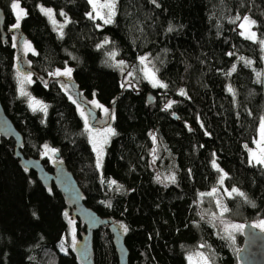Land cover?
<instances>
[{
  "label": "trees",
  "instance_id": "obj_1",
  "mask_svg": "<svg viewBox=\"0 0 264 264\" xmlns=\"http://www.w3.org/2000/svg\"><path fill=\"white\" fill-rule=\"evenodd\" d=\"M14 1L0 0L8 34L3 41L0 33V100L22 136V155L72 173L84 204L119 228L128 264H189L199 253L210 264H238L239 251L214 224L218 217L204 195L236 188L247 199L227 194L225 218L264 220V165L251 162L247 150L264 117V0H119L111 24L89 17V0H19L27 15L18 29ZM40 3L68 17L62 29ZM247 14L257 22L256 41L240 34ZM28 41L35 50L25 53ZM143 56L166 88L145 78L138 68ZM113 59L135 66L134 78L123 80ZM67 64L75 94L65 91L63 75H52ZM26 73L28 92L47 105L46 113L33 111L21 95L19 75ZM91 99L113 112L116 134L102 168L78 110L94 111L88 124L97 127L101 107H87ZM45 145L57 150L58 162L43 154ZM68 208L62 190L45 187L22 166L15 140L0 130V264H120L109 226H93ZM72 218L78 244L89 237L86 261L63 240Z\"/></svg>",
  "mask_w": 264,
  "mask_h": 264
},
{
  "label": "rangeland",
  "instance_id": "obj_2",
  "mask_svg": "<svg viewBox=\"0 0 264 264\" xmlns=\"http://www.w3.org/2000/svg\"><path fill=\"white\" fill-rule=\"evenodd\" d=\"M14 2L15 3H19L20 7L22 9H24L22 7V5H21V3H20L19 0H16ZM105 2H106V0H98V4H104ZM41 7L48 8V9H52L53 16L51 18L49 16H47V15L46 16L49 18L50 22L57 29H62L63 25L68 21V17L67 16H62V15L61 16L57 15L56 13H58V11H56L55 8H53L51 6H48V5H45V4L40 3V5H39L40 11H41ZM90 7L91 8H90L89 13H92L93 17H95L94 19H100L99 16L97 15V13H100L101 15H104L105 18H107L108 11H109L107 8H99V7H97L94 10L92 4H90ZM12 10H13V12L15 14V17H16V11L17 10H14L13 8H12ZM24 11H25V9H24ZM245 16H248L251 19H253V17L250 14H247ZM244 17L241 18V20L239 22V27H240V24L243 23V18ZM53 19L55 20V23H53ZM21 21L22 20H20L19 23H21ZM100 21H101L102 24H104L103 20L100 19ZM15 23H17V19H15L14 24ZM242 31H244V29H241L240 28V32H242ZM251 31L256 32L255 26H252L251 27ZM258 39H259V36H258V34L256 32V40H258ZM256 40H253V41H256ZM24 44H22V45H24ZM22 47H23L22 50L25 53L33 52L35 50L33 44L30 43V42L27 43V44H25ZM140 58H139V65H140V67L138 66V68H141V71L144 73V76H145V70L146 69L147 70H150L151 72H154L155 73L156 79H158L159 81H161L162 83H164V81L159 77V75L157 74V72L151 66L148 57H147V61H145L144 64H142L140 62ZM120 60H122V59H120ZM113 63L115 64V66H117V67L120 68V72H121V75L123 77V80H131L132 77L134 78V74H135V71H136V69L134 71V67L135 66L132 67L131 64H129L126 61H118V60L115 61L114 59H113ZM66 69H71L72 71H71V75H67V76L66 75H63V77H65V87H64V89H65V91L67 93L69 91L70 93L75 94L77 91L75 89V85H74V82H73V67L70 64L65 65V67H63V68H61V67L57 68L56 70H54L52 72V75L54 74V76H55L56 73H57V71H60V73H63ZM26 76H30V78H31V82L30 83L27 80H25V77ZM145 78L153 86V84L150 82V79L148 77H146V76H145ZM19 79H20L19 82L21 83V85L19 87L20 92H21V88H23V90L28 93V95H26V96L24 95V96L26 97V100L28 102V105L33 110V106H34L33 105V98L35 99V101H40V102H42V101L39 100V99H37V98H35L30 92H28L27 82L29 84L32 83V76L29 73H26L24 76L23 75H19ZM149 95H151V98L153 99V101H155V99H154L155 95L153 93H150ZM93 102H95V101L92 100V99L90 101L89 100H86L85 101V104L87 105V107L90 108L93 104H95ZM42 104L45 105L43 102H42ZM35 106L37 107V111H39V106L38 105H35ZM102 106H104L106 109H108V106H105V105H102ZM101 108H100V110L98 112L99 115H98L97 127H90L89 124H88V121H90L95 116L94 115L95 112L94 111L84 112V110L81 108V106L78 107V110H79L80 114L83 111V117L87 118L86 132L88 134L89 141H90V143L93 146V138H95L97 147H100L101 146L103 140L105 139V136H107V143H108L109 140L112 138L113 135L108 134L107 133V130L108 129H113L114 130L113 123H112L113 122V112H111L108 109L109 111L107 113H105V111H104L105 108H102V109ZM259 125H260V123H259ZM258 129H259V126H258ZM258 138L259 137H258V134H257V136L254 138L253 144H251V145H249L247 147L248 155H249V160L251 162H254V161H252V159H251V153H250L249 149L256 150V143H255V141ZM107 143H103L102 144V147H103V151L104 152H105V148H106ZM49 147L50 146H48V149H45V147H44L43 154H46L53 161L55 160L56 162H58L57 157L55 156V153H53L52 151H50L49 149H52V148H49ZM104 152H103V158H104ZM95 153H96V156H97V152H95ZM57 165L58 164H55V166H57ZM159 178L162 180L161 174H159ZM210 192L209 193H206L205 194L206 196L204 195V202L206 203L207 208H209L211 210V212L218 217V218H214V220H213L214 221V224L218 227V229L220 231H222L221 233H223L227 238H229L228 237V233L225 232L226 226L232 225V224L245 225V223L247 221H245V220H241V221L228 220V219L225 218L226 217L225 212H223V214H221L222 207H225L224 199H225L226 195L228 194V192L226 190H223L220 187H217L215 189V193H214L213 197H209L207 195V194H211ZM217 200L220 201V206L217 205V203H216ZM70 208L73 209L72 206H70ZM70 208H68V209L70 210ZM83 220L88 221V219H85V218H83ZM252 222H253V224H256L259 221L258 220H255V221H252ZM229 231H231L232 237H234V238H229L231 240L232 245L234 246V248H232V249H234L235 252L236 251H241L242 246H243V234H242L243 233V228L240 229L239 231H237L235 229H229ZM73 233H74V235H73ZM239 235H242V241L241 242L239 241ZM63 240L69 242L70 244H73V246L75 247L74 250L78 252V254H79L80 257L84 256L85 257V259H84L85 261L89 259L88 258L89 255L86 256L87 252L90 250L89 237H87V236L84 237L83 240L81 239L82 241L80 242V244H78L79 243V240H78V234H77V226H76V222H74V219L73 218L69 222L68 232L63 236ZM61 248H62V250H64L65 252H67V247L63 246L62 243H61ZM190 258L191 259L188 260V263L189 264H200L201 258L199 256V254L192 255V257H190Z\"/></svg>",
  "mask_w": 264,
  "mask_h": 264
},
{
  "label": "water",
  "instance_id": "obj_3",
  "mask_svg": "<svg viewBox=\"0 0 264 264\" xmlns=\"http://www.w3.org/2000/svg\"><path fill=\"white\" fill-rule=\"evenodd\" d=\"M6 22L5 11L0 6V33L2 40L6 41L8 34L4 30ZM262 90L264 93V64L261 79ZM149 95V100H151ZM0 130L7 137H12L16 142V157L20 159V164L33 170L40 182L45 187H51L52 184L58 186L64 193L67 203L73 208V215L78 218H85L93 226L108 225L113 231L114 242L118 249L120 264H128L127 251L124 249L123 236L119 228L115 227L111 221L101 219L91 208L87 207L81 197V190L69 171L64 166L58 165L53 171L48 170L40 159L25 158L20 152L22 136L15 128L11 119L7 116L0 100ZM243 246L237 253L239 264H264V231L253 227L252 221H247L243 227ZM120 239V242H119ZM90 264V263H87Z\"/></svg>",
  "mask_w": 264,
  "mask_h": 264
},
{
  "label": "snow or ice",
  "instance_id": "obj_4",
  "mask_svg": "<svg viewBox=\"0 0 264 264\" xmlns=\"http://www.w3.org/2000/svg\"><path fill=\"white\" fill-rule=\"evenodd\" d=\"M151 2L153 4H156V0H151ZM89 3L92 4L93 9L95 10L97 7L99 8H107L108 11V16L107 18H105L104 15H101L100 13H97V15L99 16V18L101 20H103L104 24H111L114 22V17L117 14V5L119 3V0H106V2L104 4H98V0H89ZM159 6V5H157ZM11 7L16 11V19H17V23H15L12 27L15 29L20 28V23L19 21L22 20L24 18V16L27 15V13L24 11V9H22L19 5V3H12ZM41 11L49 16L50 18L53 16V11L52 9H48V8H43L41 7ZM61 15H65L64 13H60ZM90 18H95L93 17L92 13H88ZM237 20L240 19L239 16L236 17ZM53 23H55V20L53 19ZM233 23H235V21H233ZM256 21L251 19L248 16H245L243 18V23L240 24V28L244 29V31H242L240 34L242 36H245L246 39L249 40H256V32L251 31V27L256 25ZM168 31H172V28L169 27ZM63 35V33L61 32V36ZM106 43L108 41H105ZM261 44H264V40L260 41ZM30 47V46H29ZM229 55H232V53H229ZM243 59V58H241ZM145 61H147V57H141L140 58V62L142 64L145 63ZM246 64H251L252 61H246ZM71 69H66L63 73H60L59 71H57L56 75H71ZM232 71L235 72L236 68L235 66H233ZM259 73L257 74V76L259 77ZM145 76L148 77L150 79V82L153 84L154 87H161V88H166L167 85L162 83L161 81H159L158 79H156L155 73L151 72L150 70H145ZM25 80H27L29 83L31 82V78L30 76H26ZM229 92H233V89L231 87H229L228 89ZM234 94V93H233ZM21 95H28L27 92H25L23 90V88H21ZM180 95H186V92L184 90L180 91ZM96 104V107H103L102 105L93 102ZM172 103L174 102H170L166 107L167 108H171ZM33 111L37 110V107L35 105L39 106V110L43 111L46 113L47 111V105H43L42 102L40 101H35V99L33 98ZM105 113H107L109 110L108 109H104ZM83 115V112L81 113ZM85 124H87V118H85ZM107 133L110 135H115V131L113 129H108ZM258 139L255 141L256 143V150H252L249 149L250 153H251V159L252 161H254L256 164L258 165H264V117L261 118L260 121V125H259V129H258ZM153 140H155V137L153 136ZM103 143H107V136H105V139L103 140ZM102 144L100 147H97L96 145V140L95 138H93V147L94 150L97 152V167L98 168H102L103 166V147ZM45 149H48V146L45 145L44 146ZM50 151H52L53 153H55L57 150L56 149H49ZM213 163V167H216L218 171H222V169H219V166L216 164L215 161L212 162ZM227 174L224 173V176L221 177L220 183L223 184L224 181V177H226ZM159 179V177H158ZM169 179L174 183L175 182V176L169 177ZM111 184L115 185L116 181H111ZM215 191V190H214ZM232 193H236L237 195L241 196V197H245V199H247V197L245 196V194L243 192H240L238 189L233 188L231 192L228 193L229 196L232 195ZM211 195V194H210ZM217 205L220 206V201L217 200L216 201ZM110 206V205H109ZM253 207H255V205H253ZM228 209L226 207H222V211L221 214H223V212H227ZM65 215H67V213H65ZM244 227V225H238V224H232V225H228L225 228V232L228 233V237L229 238H234L232 237V233L231 231H229V229H235L237 231H239L240 229H242ZM253 227L255 228H259L261 231H264V220H260L258 223L254 224ZM124 231L127 232V227H124ZM74 235V233H73ZM201 247H205V245H201ZM199 256L201 258L200 264H210V260L207 256H205L203 253H199ZM191 259V258H189Z\"/></svg>",
  "mask_w": 264,
  "mask_h": 264
},
{
  "label": "flooded vegetation",
  "instance_id": "obj_5",
  "mask_svg": "<svg viewBox=\"0 0 264 264\" xmlns=\"http://www.w3.org/2000/svg\"><path fill=\"white\" fill-rule=\"evenodd\" d=\"M84 256H82V258H83Z\"/></svg>",
  "mask_w": 264,
  "mask_h": 264
}]
</instances>
